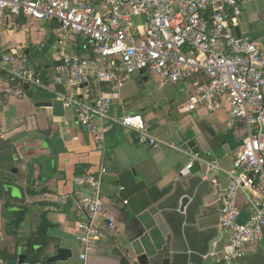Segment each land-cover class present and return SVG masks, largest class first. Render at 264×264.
<instances>
[{
	"label": "crops",
	"instance_id": "0c3cea01",
	"mask_svg": "<svg viewBox=\"0 0 264 264\" xmlns=\"http://www.w3.org/2000/svg\"><path fill=\"white\" fill-rule=\"evenodd\" d=\"M240 4L236 35L248 37L264 49V0H240ZM14 21L10 32L0 27V52H23L50 84L58 58L54 25H49L47 33L37 30L40 37L32 38L25 27L29 21ZM82 46L80 42L74 52L84 55ZM151 79L161 85L162 97L155 101L139 94ZM6 82L0 71V260L8 264H19L21 259L23 264H80L76 234L81 216L72 202L60 209L54 199L86 192L74 185L73 178L95 175L104 167L101 196L113 225L109 227L103 217L98 219L101 237L89 264L215 263L207 261L210 245L215 241L211 256H219L229 242V233L220 224L227 186L224 172L233 167L245 136L241 123L227 128V107L215 113H182L179 110L186 101L177 105L172 100L175 90L164 88L174 85L161 83L152 75H135L122 88L113 114H140L146 124L152 123L156 138L181 150L191 132L200 155L139 144L120 127L108 131L103 148H98L91 134L77 124L75 113L51 94L26 89L20 98L6 97ZM192 156L215 161L222 171L208 173L201 161H194L190 175L180 177L179 170ZM185 197L188 202L180 210ZM235 202L240 223H247L250 210L244 196L237 194ZM14 217L20 219L17 230L11 224ZM44 229L46 240L39 237ZM62 248L71 257L48 263ZM235 264H264V239L250 245Z\"/></svg>",
	"mask_w": 264,
	"mask_h": 264
},
{
	"label": "built area",
	"instance_id": "2783aa9c",
	"mask_svg": "<svg viewBox=\"0 0 264 264\" xmlns=\"http://www.w3.org/2000/svg\"><path fill=\"white\" fill-rule=\"evenodd\" d=\"M240 15V0H0V27L10 32V17L53 24L58 52L50 84L23 52H0L5 96L20 98L26 89L51 94L75 113L98 148L108 131L120 127L139 144L182 151L156 138L140 114H113L122 88L141 74L189 87L180 112L215 113L227 107V128L243 125L233 167L224 172L220 224L229 242L214 264H235L250 245L264 239V49L236 35ZM80 42L84 55L74 52ZM194 161H201L208 173L222 171L217 162L192 156L178 175L189 176ZM105 174L101 167L95 175L77 176L74 185L86 192L54 199L60 209L72 202L81 216L76 234L80 264H89L100 240L98 219L113 225L101 196ZM237 194L250 210L245 224L239 221Z\"/></svg>",
	"mask_w": 264,
	"mask_h": 264
},
{
	"label": "rangeland",
	"instance_id": "374dc122",
	"mask_svg": "<svg viewBox=\"0 0 264 264\" xmlns=\"http://www.w3.org/2000/svg\"><path fill=\"white\" fill-rule=\"evenodd\" d=\"M12 20L15 18H11ZM14 21V20H13ZM29 22H27L28 24H25V27L27 32L31 34L32 38H39L40 36H38V32H50L47 28H49V23H44L41 21H35V20H28ZM38 30V32H37ZM0 33H1V29H0ZM38 50V47L35 51ZM35 67V65H34ZM159 83L156 80L151 79V81L144 85L141 90H139V94H141L143 96V99L147 100V101H155L158 98L162 97V94L160 93L159 90L160 89ZM164 88H169L170 90H175L173 93V97L172 100L174 102L177 103V105L183 103L186 101L188 94L190 93L189 87H185L182 85L179 86H167L165 85Z\"/></svg>",
	"mask_w": 264,
	"mask_h": 264
},
{
	"label": "water",
	"instance_id": "95a60500",
	"mask_svg": "<svg viewBox=\"0 0 264 264\" xmlns=\"http://www.w3.org/2000/svg\"><path fill=\"white\" fill-rule=\"evenodd\" d=\"M147 125L149 126V131L151 132L153 130L152 123L148 122ZM185 139H186V143L182 146V150L190 151L192 154L200 155L199 148L196 146V142L192 138L191 132L185 136ZM187 202H188V198H186V197L182 198V200L180 202V210H182L185 207ZM214 242L215 241H213V243ZM212 244L210 245V248H209L210 256L208 257V260H207L209 262L212 260H216V258H217V255L211 256L214 252ZM70 257H71V252L69 250L62 248V249L57 250L56 255L48 258L47 262L48 263L64 262V261L68 260V258H70ZM23 263H24V261L21 259L19 261V264H23Z\"/></svg>",
	"mask_w": 264,
	"mask_h": 264
},
{
	"label": "trees",
	"instance_id": "16d2710c",
	"mask_svg": "<svg viewBox=\"0 0 264 264\" xmlns=\"http://www.w3.org/2000/svg\"><path fill=\"white\" fill-rule=\"evenodd\" d=\"M11 18H13V17H10L9 18V21L11 22V23H15L16 21H13V20H15V19H17V18H15V19H11ZM16 217V216H15ZM14 217V218H15ZM17 223H18V225H19V223H20V219H18V218H15V219H13L12 221H11V224H12V226H13V228L14 229H16L17 230ZM45 231L44 232H42L40 235H39V237L41 238V239H43V240H46V232H47V229H44Z\"/></svg>",
	"mask_w": 264,
	"mask_h": 264
}]
</instances>
